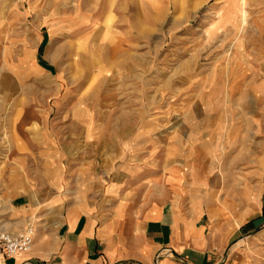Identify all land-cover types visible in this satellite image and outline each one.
<instances>
[{
    "label": "crops",
    "instance_id": "0c3cea01",
    "mask_svg": "<svg viewBox=\"0 0 264 264\" xmlns=\"http://www.w3.org/2000/svg\"><path fill=\"white\" fill-rule=\"evenodd\" d=\"M174 2L118 1L112 37L130 56L112 65L127 70L129 93L116 108L50 97V109H34L28 122L18 120L28 113L20 110L0 121V229L35 225L32 248L0 254L3 264H155L158 253L161 264H207L230 239L202 222L199 199L200 185L244 179L243 160L217 158L214 133L206 134L230 115L229 70L213 52H181L167 80L164 52L153 42ZM254 60V79L246 75L239 88L256 106L264 101V52ZM246 191L238 185L229 195Z\"/></svg>",
    "mask_w": 264,
    "mask_h": 264
},
{
    "label": "rangeland",
    "instance_id": "374dc122",
    "mask_svg": "<svg viewBox=\"0 0 264 264\" xmlns=\"http://www.w3.org/2000/svg\"><path fill=\"white\" fill-rule=\"evenodd\" d=\"M118 1L123 0H0L3 125L15 110L28 112L18 118L28 122L34 109H46V104L50 109V97L54 101L65 96L71 106L82 97L89 108L103 103L104 109L126 101L127 70L112 69L130 56L112 37ZM174 1L153 42L164 52L167 80L176 76L181 52H213L215 61L227 65L230 115L216 118L213 132L207 129L206 134L210 138L214 133L217 158L244 162V179L233 183L236 186L224 180L200 185L199 199L206 210L202 222L211 228L218 224L222 235L232 233L228 242L211 251L207 264H264V101L255 106L241 100L244 90L239 88L246 75L254 79L255 53L264 52V0H241V5L239 0ZM158 56L150 55V61H158ZM218 172L223 175L222 166ZM238 185H246L241 199L229 195ZM237 209L242 213L237 215ZM253 217L255 222L242 226ZM160 258L155 264H161Z\"/></svg>",
    "mask_w": 264,
    "mask_h": 264
},
{
    "label": "built area",
    "instance_id": "2783aa9c",
    "mask_svg": "<svg viewBox=\"0 0 264 264\" xmlns=\"http://www.w3.org/2000/svg\"><path fill=\"white\" fill-rule=\"evenodd\" d=\"M34 234L35 225L32 221H28L27 225L18 231L0 229V254L7 257L28 252L34 243ZM156 257H160V253Z\"/></svg>",
    "mask_w": 264,
    "mask_h": 264
},
{
    "label": "bare ground",
    "instance_id": "6f19581e",
    "mask_svg": "<svg viewBox=\"0 0 264 264\" xmlns=\"http://www.w3.org/2000/svg\"><path fill=\"white\" fill-rule=\"evenodd\" d=\"M0 263H3V262H0Z\"/></svg>",
    "mask_w": 264,
    "mask_h": 264
},
{
    "label": "water",
    "instance_id": "95a60500",
    "mask_svg": "<svg viewBox=\"0 0 264 264\" xmlns=\"http://www.w3.org/2000/svg\"><path fill=\"white\" fill-rule=\"evenodd\" d=\"M184 259V258H183Z\"/></svg>",
    "mask_w": 264,
    "mask_h": 264
}]
</instances>
